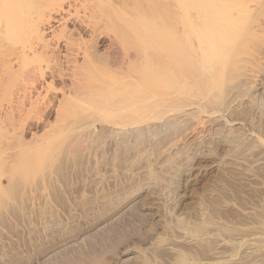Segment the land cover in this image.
<instances>
[{
	"label": "rangeland",
	"instance_id": "374dc122",
	"mask_svg": "<svg viewBox=\"0 0 264 264\" xmlns=\"http://www.w3.org/2000/svg\"><path fill=\"white\" fill-rule=\"evenodd\" d=\"M84 1L61 0L56 6L45 1L44 5L54 7L43 6V10L54 18L51 20L54 23L48 25L51 30L46 32V37L50 36L47 39L52 40L56 34L60 36L63 26L70 32L65 33L67 37L64 38L74 43L68 48L78 43L90 45L88 50L94 52L90 55L99 60L96 63L90 57L95 62L92 70L90 60H85L82 54L78 56L79 65L86 64V68L83 64L82 67L87 69L89 79L83 82L79 77L76 79L79 83L74 79L73 86L70 85L73 77L66 58V40L62 36L51 43L59 49L64 77L62 73L58 78L55 72L56 79L48 75L45 82L38 81L36 88L28 82L12 81V84L5 78L6 87L3 85L4 90H0V108L3 106L0 111V264H264V0L254 3L253 0H221L227 4L207 0L210 3L219 1L215 6L222 11L224 6L225 10L231 8L225 11L233 13L229 15L231 18L247 22L244 27L240 24L241 31L230 34L227 30L231 38L233 35L234 39L237 32L239 37L229 46L231 53L227 58L214 61L216 66L225 60L218 82L210 84L208 81L209 85L205 86L215 66L208 65L211 69L206 63L197 64L195 75L191 76L193 81L189 80L192 82L190 88L195 89L189 94L190 98L173 94L178 103L177 99L170 102L162 95L166 104L161 102L159 106L164 115L148 119L151 110L146 107L145 118L125 128L116 124L120 120L118 116L114 119L118 112L111 115L112 111L107 114L98 108L109 98L103 96V103L90 107V103H80L81 97L89 91H99L104 84L114 87L113 80L120 79L125 72L124 84L132 86L136 79L152 70L143 63L149 57L161 64L169 60L162 45L172 27L181 32L192 28L193 31L189 29V42L197 46L191 48L200 54L205 44H201L197 30L202 35L201 30L210 26H206L204 20L201 22L194 7L185 14L180 7L181 0L174 4L177 7L172 4L178 0L166 2L169 8L176 7V12L187 15L186 18L182 16L184 24L181 15L176 17L179 25L187 27L183 29L179 28L177 20L174 21V15H171L172 21L167 20L171 14L168 10L174 8L169 9L165 0H161L162 3L156 0V4L154 0H110L109 6L105 0ZM101 2L105 4L104 10ZM149 4L155 5L156 10H151ZM95 7L101 10L96 11ZM163 7L168 15L160 9ZM235 11L239 15H235ZM82 14L85 19L89 18L85 24L92 26L81 24L85 22L79 19ZM218 21L220 27L226 26L223 20ZM92 29L96 30L91 32ZM80 37H84L83 43ZM24 40H28L27 37L23 36L21 42ZM21 42L17 43V48ZM111 45L120 50L123 59L138 56V60L133 59L134 63L143 61V65L137 63L134 68L140 70L143 66L142 72L133 67V70L124 71L118 66L108 70L107 64L104 65L108 58L104 56ZM133 52L138 53L137 56ZM32 65L27 68L31 69ZM50 66L53 70V65ZM256 68L260 74L253 71ZM66 72H70L68 76ZM84 75L85 72L82 79ZM98 77L102 79L98 81ZM105 79L109 82H103ZM51 80L56 84L49 92L47 87ZM24 83L33 88L28 86L32 91L26 94L32 99L41 95L43 103L32 108L26 102L22 111L21 101H28L20 87ZM151 86L145 87L146 94L148 91L156 93L151 88L160 90L158 88L163 87L161 83ZM66 87L77 91L75 103L63 97ZM107 95L111 98V94ZM142 95L138 98L144 102L146 97ZM73 104L78 105L77 110Z\"/></svg>",
	"mask_w": 264,
	"mask_h": 264
},
{
	"label": "bare ground",
	"instance_id": "6f19581e",
	"mask_svg": "<svg viewBox=\"0 0 264 264\" xmlns=\"http://www.w3.org/2000/svg\"><path fill=\"white\" fill-rule=\"evenodd\" d=\"M43 1L44 0H0V61H1V66H0V90H4V88L6 87L4 84H6L5 82H8V81H6V79L7 80H9V81H11V82H9V83H12L13 84V82H15V83H18L19 84V82L20 83H22V82H28L27 84H31L30 86H32L33 88L35 87L36 88V85H37V83H39L38 81H41V80H43L44 82H45V80H46V76H48V75H50L51 76V78H53L54 79V77H55V79H56V76H54L55 74V72H57L58 73V78L59 77H62L61 75H62V73L64 72L63 70H62V65H63V63H62V57L59 55V49L56 47L55 48V46H54V44L53 43H51L52 42V40H54V38H57L58 40L62 37V39H65L64 37H67V36H64L65 35V33H70V32H67V30L66 29H63L62 27H60L61 28V31H60V36H58V34H56V35H54L53 37V39L51 40V39H47V37H50V36H47L46 37V32H47V30L48 29H50V27L48 26V25H50L51 23H54V22H52L51 20H54V18H51V14L50 15H48V14H46L45 13V11L43 10L44 8H43V6L45 7V6H48L49 7V5H46L47 4V1H51V3H52V5L53 4H55L54 6H56V3L58 2V1H61V0H45L46 1V4L44 5V3H45V1H44V3H43ZM64 1V0H63ZM84 1V0H83ZM104 1V0H103ZM112 1V0H111ZM159 1V0H158ZM158 1H157V3H158ZM166 1H168V0H165V2ZM171 2H173L172 0H170ZM175 1V0H174ZM201 0H197V2L195 1H193V0H181V5H180V7H181V10L183 11V12H185V14H187L186 12L187 11H190V8H195V9H193V10H195L196 12H198V16H200L201 17V22L204 20V23H205V25L206 24H208L210 27H206V28H203V31L201 30V33H202V35L201 34H199V29L197 30V33H198V38L202 41L201 42V44L204 42V44H205V47H203V49H202V52L199 54V51L196 53V52H194V50L191 48V46H194L195 44H192V45H190L191 44V42H189V29L187 30L186 29V31L184 32V31H182V32H184V33H182L181 32V29L179 30V29H177V31L172 27V29H170L171 31H169V36H168V39H166V41H164L163 42V45H162V47L165 49V50H167L166 52H167V55H168V57H169V60H167L166 62H164L163 64H161L160 62H155V61H151L150 59V57L149 58H147V60L149 59V61H141V62H135L134 63V60L133 59H137L138 60V56H137V54L138 53H136V56H137V58H135V56H131L130 54V59H123V56L122 55H120L121 53H120V50L119 49H116V48H114L115 47V45H114V47L111 45L108 49H107V51L105 52V54L107 55H105L104 57H105V59H106V57L108 58L107 59V61L105 60L104 62H106V63H104V65L105 64H107V65H105V66H107V68H108V70H110L111 68H116L117 66V68H122L121 70H124V71H130V70H135L136 69V67L134 68V66L138 63H147L146 64V66L148 67V68H151L152 70L150 71V72H147V74L146 75H141V77L142 78H140V80H138L139 78H138V76L136 77V78H138V79H136L137 81L132 85V86H126L124 83V78H125V75L127 74L126 72V74L125 73H123V75L121 76V78L120 79H115V81L113 80V82H112V85H113V83H114V87H112V88H109L108 87V85L107 84H104V86H100V87H102L101 89H100V87H99V91H97L96 89V86L94 87V86H91L92 88L94 87V88H96L95 90L96 91H92V92H90L89 91V93L87 92L86 94H84V97H81V98H83V100L80 102L81 104L82 103H84V104H86L87 103V105H90V107L92 106V105H94V106H96V104L97 105H99V104H101V102L103 103V99H102V97L103 96H105V98H109L107 101V103L105 102L104 104H102V106L101 107H98V108H101L102 110H105V112L107 113V114H109L110 112L109 111H112L111 113V115H114L115 113H113V112H118V114L117 115H115L114 116V119H117V116L119 117L118 118V120L119 121H117L116 122V124L118 125V126H120L121 128H125V127H132L133 125L135 126V124H137V123H139L142 119H144L145 118V114H144V112H145V108L147 107H150V109L148 108L147 110H151L150 112H151V115H149V114H147V117H148V119H150L151 117L153 118H160V116L161 115H164L163 113H162V108H160V106H159V103H161V102H165V101H162V100H164L163 98H162V95H165V97L167 96L168 97V99H169V101L172 99V101L173 100H175V99H177V97H173L172 95L173 94H177V95H179L178 93H180V95H187L188 97H189V94L191 93V91L193 90V88L191 89L190 88V86H192V85H190V83L192 84V82H189V80L191 79V76H194L195 74H194V67H197L198 65H201L202 64V62L203 63H206L207 64V66L208 65H212L213 66V68H214V66L215 65H213L215 62V60H216V62H217V60L218 61H220L222 58L223 59H225V58H227V54L229 53L228 51H229V46L231 45V44H233V42H235V37H239L238 35H236V34H238L239 32H237L236 34H234L235 36H234V39H233V35H232V38L229 36L230 34H232L234 31L236 32V30L238 31L239 29H241V25L240 24H242L243 25V27H244V25H245V22H246V19H245V21H244V24H243V21H242V23L238 20H234L233 18H231L229 15H233V13L232 14H230L228 11H230L229 9H231V8H228L227 7V9L226 10H228L227 11V13L225 12L226 10H225V7L226 6H224V8H223V11H222V9L220 8V7H218V6H215L216 5V3L218 4V2L216 1H214V3H213V1H211L212 3H210L209 1H207V0H202L201 2H200ZM249 1V0H248ZM248 1H245L246 3L248 2ZM254 1L255 0H253L252 2L254 3ZM85 2V1H84ZM98 2V1H97ZM109 2H110V0H105L104 1V3L107 5V6H109L108 4H109ZM152 2H153V0H152ZM151 2V3H152ZM156 2V0H154V3ZM159 2H161V0L159 1ZM179 0L178 1H176V3L174 2L173 4H172V6H176V5H174V4H179ZM243 2V1H242ZM251 2V3H252ZM258 2V1H257ZM43 3V4H42ZM80 3V2H79ZM100 3V2H99ZM102 3V2H101ZM162 3V2H161ZM160 3V4H161ZM167 3V2H166ZM168 3H169V1H168ZM167 3V4H168ZM221 3V0H220V2H219V4ZM250 3V4H251ZM262 3H263V1L261 2V5H262ZM95 4V3H94ZM103 4V3H102ZM105 4H103V5H100V6H102V10H104L103 9V7H105ZM156 4V3H155ZM160 4H158L159 6H160ZM212 4H214V5H212ZM218 4V5H219ZM221 4H227L226 2H222ZM247 4H249V2L247 3ZM247 4H246V6H247ZM58 5H61V4H58ZM68 5V4H67ZM82 5V4H81ZM162 6H165V8L167 7L166 5H163V4H161ZM169 5L170 4H168V8H169ZM253 5H255V4H253ZM252 5V6H253ZM54 6H52V7H54ZM70 6V5H69ZM90 6V5H89ZM95 6H97V4L95 5ZM148 6H150V4L148 5ZM215 6V7H214ZM252 6H250L251 8H252ZM260 6V5H259ZM46 7L45 8V10L46 11H48L47 9H49V8H52V7ZM71 7V6H70ZM75 7H76V5H75ZM74 7V8H75ZM79 7V6H78ZM81 7V6H80ZM79 7V8H80ZM85 6H84V3H83V8H84ZM91 7V6H90ZM94 7V6H93ZM98 7V6H97ZM151 7V6H150ZM158 6L156 5V8H157ZM177 7V6H176ZM176 7H171L170 6V8L171 9H173V10H175V13H177V14H175L174 12H173V10L172 11H169L168 10V12L167 13H170L171 12V14L169 15L170 17L167 19V20H171L170 18H171V15H174L175 17H174V21H176L177 19H176V17L178 18V15L180 16L181 14V12L179 13V12H176V11H178V9L176 10ZM221 7H223V6H221ZM247 7H249V6H247ZM64 8V7H63ZM72 8V7H71ZM78 8V10L79 11H81L80 9ZM87 8V7H86ZM100 8H98V9H100ZM165 8L163 7V8H160L161 10H165ZM169 8V9H170ZM196 8L198 9V10H196ZM220 8V9H219ZM58 9V8H57ZM76 9V11H77V8H75ZM88 9V8H87ZM93 9V8H92ZM94 9H96V11L98 10L96 7L94 8ZM93 9V10H94ZM100 9V10H101ZM151 10H153V11H155L156 9H155V5L153 6V7H151L150 8ZM72 10V9H71ZM110 10V9H109ZM108 10V11H109ZM158 10H159V7H158ZM157 10V11H158ZM163 10V11H164ZM220 10H221V12H220ZM52 11V10H51ZM60 11V10H59ZM67 11V10H66ZM70 11V10H69ZM75 11V10H74ZM166 11L167 10H165V13H166ZM192 11V10H191ZM86 12H88V11H86ZM94 12H95V10H94ZM102 12H104V11H102ZM220 12V13H219ZM50 13V12H49ZM58 13V12H57ZM60 13V12H59ZM69 13V12H68ZM74 13H76V12H74ZM84 13V12H83ZM90 13H92V12H90ZM166 13V14H167ZM173 13V14H172ZM221 13H223V14H221ZM225 13V14H224ZM235 15H239L238 14V12L237 11H235ZM77 14H79V13H76V15ZM185 14L183 13V15H184V17L186 18V16L188 15H186L185 16ZM190 14H191V12H190ZM219 14V15H218ZM69 15H71V14H69ZM80 15V14H79ZM78 15V16H79ZM83 15V14H82ZM82 15H81V17H82ZM94 15V14H93ZM168 15V14H167ZM177 15V16H176ZM183 15H181L180 17L182 18V16ZM192 15V14H191ZM194 15V14H193ZM193 15H192V17H193ZM196 15H197V13H196ZM218 15V16H217ZM224 17H223V16ZM55 16V15H54ZM91 16V15H90ZM107 16V15H106ZM220 16V17H219ZM57 17V16H56ZM62 17V16H61ZM71 17V16H70ZM79 18L81 21H85V20H87V19H89V18H87L86 16V18L87 19H85L84 18V15H83V17L82 18H84L83 20H82V18ZM93 17V16H92ZM230 17V18H229ZM67 18V17H66ZM69 18V17H68ZM184 18V20L186 21V19ZM194 18V17H193ZM192 18V19H193ZM63 19V18H62ZM71 19H72V17H71ZM78 18H76V20H77ZM211 19H213V20H211ZM218 19L221 21V20H223V24L225 23L226 24V26L225 27H220V25H219V21H218ZM67 20V19H66ZM65 19H64V21H66ZM79 20V21H80ZM179 20V19H178ZM177 20V22L176 23H178L179 21ZM55 21H56V19H55ZM58 21V20H57ZM105 21H106V19H105ZM172 21V20H171ZM248 21V20H247ZM78 22V21H77ZM107 22V21H106ZM165 22V21H164ZM184 21H183V18H182V21H181V23L182 24H184L183 23ZM189 22V21H188ZM78 23H80V22H78ZM86 23V21L85 22H83V23H81L82 25L83 24H85ZM87 23H88V21H87ZM173 23V22H172ZM176 23L174 24L175 26H176ZM180 23V22H179ZM179 23H178V25H179ZM180 23V24H181ZM187 23V22H186ZM190 23H191V21H190ZM189 23V24H190ZM197 23H199V22H197ZM247 23V22H246ZM89 25H91L90 23H88ZM88 24H85V25H88ZM107 23H105L104 22V25H103V27H105L106 28V25ZM108 24H110V22L108 23ZM171 24V23H170ZM57 25H58V23H57ZM63 25H65V24H63ZM76 25V24H75ZM84 25V26H85ZM88 25V26H89ZM95 25H96V23H95ZM111 25V24H110ZM178 25H177V27H178ZM187 25H188V23H187ZM191 25H192V23H191ZM201 25H202V27L203 26H205L204 24H202L201 23ZM200 24H199V26H201ZM250 25V24H249ZM263 25V24H262ZM48 26V27H47ZM92 26V25H91ZM180 26L182 27V25H179V28H180ZM196 26V25H195ZM207 26V25H206ZM75 27V26H74ZM73 27V28H74ZM77 27V26H76ZM82 27V26H81ZM95 27H97V26H95ZM102 27V28H103ZM183 27H185V28H187L186 26H183ZM183 27H182V29H183ZM193 27V26H192ZM243 27H242V29H243ZM246 27V26H245ZM56 28H58V27H56ZM78 28V27H77ZM83 28V27H82ZM88 28V27H87ZM184 28V29H185ZM197 28H199V27H197ZM261 28V27H260ZM72 29V28H71ZM90 28H88V30H89ZM109 29V28H108ZM192 29V28H191ZM190 29V30H191ZM201 29V28H200ZM51 30V29H50ZM68 30H70V29H68ZM73 30V29H72ZM79 30V29H78ZM96 29H94V31H95ZM107 30V29H106ZM194 30H195V28H194ZM210 30V31H209ZM227 30H229L231 33L228 35V31ZM233 30V31H232ZM93 31V29L91 30V32ZM93 31V32H94ZM99 31V30H98ZM102 31V30H101ZM108 31V30H107ZM106 31V32H107ZM178 31H179V33H178ZM192 31H193V29H192ZM205 31V32H204ZM227 31V32H226ZM239 31H241V30H239ZM51 32V31H50ZM54 32V31H53ZM78 32V31H77ZM110 32V31H109ZM180 32L182 33V34H180ZM196 32V31H195ZM204 32V33H203ZM208 32H210V33H208ZM261 32V31H260ZM74 33V32H73ZM72 33V34H73ZM80 33V32H79ZM104 33V32H103ZM102 32H101V34H103ZM78 34V33H77ZM82 34V33H81ZM80 34V35H81ZM85 34V33H84ZM94 34H96V32L94 33ZM110 34V33H109ZM104 35V34H103ZM106 35H108V33L106 34ZM106 35H104V36H106ZM191 35V34H190ZM23 36H25V37H27V39L28 40H24L23 42H21V39H22V37ZM70 36H73V35H71L70 34ZM98 36V35H97ZM101 35H99V37H100ZM69 37V36H68ZM94 36H92V38H93ZM103 37V36H102ZM182 37V38H181ZM32 40L31 42H30V39ZM73 38V37H72ZM112 38V37H111ZM110 38V39H111ZM61 39V40H62ZM73 39H75V38H73ZM80 39H81V37H80ZM82 39H84V37L82 38ZM82 39H81V42H82ZM89 39H90V37H89ZM99 39V38H98ZM109 38H108V40H110ZM237 39V38H236ZM66 40V39H65ZM108 40H106V41H108ZM112 40V39H111ZM56 41V40H55ZM66 41H68V40H66ZM65 41V45H64V47L65 46H67V48H68V46H73V40L72 41H70L71 43H69V41H68V43ZM79 41V40H78ZM84 41V40H83ZM89 41V40H88ZM239 41V40H238ZM20 42H21V45H20V47H18L17 48V43H19L20 44ZM26 42V43H25ZM57 42V41H56ZM77 42V41H76ZM85 42V41H84ZM91 42V41H90ZM63 43V42H62ZM73 43V44H72ZM83 43V42H82ZM92 43V42H91ZM236 43V42H235ZM235 43H234V45H235ZM67 44V45H66ZM79 45H76V46H74V48H68V52H67V56H66V58H68V61L70 62V63H68V61H67V63L68 64H70L71 66H70V68H71V73L70 72H68V73H70V76H72L73 78H71L72 80V82H71V84L70 85H72L73 86V80H74V82H77L78 80H81V81H83L84 82V79H85V81L87 80V79H89L88 78V75H87V73H88V71H87V69H86V71L83 69V67H82V64H83V66L86 68V64H84L83 62H82V64H80L79 65V61H78V56H80L81 54L83 55H81V57H84L85 58V60H87V59H89L90 60V63H89V65L91 66H89L90 67V70H92V67H93V65L95 64V62L96 63H98V58L96 57V59H97V61L96 60H94L93 58H94V56L92 57V55H90V53H92V51H90V50H88L89 49V43H88V47H87V45L85 46V44H81V43H78ZM98 44V43H97ZM203 44V45H204ZM84 45V46H83ZM109 45V44H108ZM107 45V46H108ZM233 45V46H234ZM92 46H93V44H92ZM91 46V47H92ZM202 46V45H201ZM112 47V48H111ZM194 47H197V46H194ZM231 47V46H230ZM95 47H93L92 48V50L94 49ZM102 48V47H101ZM196 49V48H195ZM199 50H201L200 48H198ZM119 50V51H118ZM90 51V52H89ZM96 51V50H95ZM102 51V50H101ZM204 51V52H203ZM145 52V51H144ZM94 53V52H93ZM92 53V54H93ZM134 53V52H133ZM134 53V54H135ZM231 53V52H230ZM229 53V54H230ZM62 54V53H61ZM94 55V54H93ZM104 55V54H103ZM146 55V54H145ZM63 56V55H62ZM97 56V55H96ZM127 56V55H126ZM90 57L95 61V62H93L92 61V59H90ZM119 57L121 58V60H119ZM128 57V56H127ZM140 57V56H139ZM147 57V56H146ZM102 58V57H101ZM251 58H254V57H251ZM256 58V57H255ZM258 58H259V55H258ZM65 59V58H64ZM81 59H83V58H81ZM140 59V58H139ZM222 59V60H223ZM35 60V61H34ZM89 60H87V61H89ZM136 60V61H137ZM225 61V60H224ZM224 61H222V62H220L219 64L217 63L216 64V66H215V68L213 69V73H211V74H213L212 76H208L209 78H210V80H208L207 79V81H206V83H205V86L207 85H209L208 84V81H209V83L211 84V83H216V82H218V79L220 78L219 76H221L220 74H223V73H221V68H222V66L225 64L224 63ZM33 62H36L35 64L33 63ZM132 62V63H131ZM53 65V70L51 69L52 67L50 66L51 64ZM72 63V64H71ZM87 63V62H86ZM143 63L141 64V65H143ZM254 63V62H253ZM255 63H257V62H255ZM30 64H33L32 65V67H31V69H29V68H27V67H29V65ZM88 64V63H87ZM103 64V63H102ZM145 64H144V66H145ZM198 64V65H197ZM206 64H205V67H206ZM249 64V63H248ZM104 65H102L103 67H104ZM131 65V66H130ZM250 65V64H249ZM257 65H259V64H257ZM262 64H260V67H262L261 66ZM68 66V65H67ZM97 66V65H96ZM100 66V65H99ZM98 66V67H99ZM138 66H140V65H138ZM145 66V67H146ZM210 66H208V67H210ZM211 66V67H212ZM255 66V65H254ZM51 67V68H50ZM88 67V66H87ZM101 67V66H100ZM133 67V69H131ZM143 67V66H142ZM142 67H140V70H141V72H142ZM200 67V66H199ZM203 67V66H202ZM202 67H201V69H202ZM210 67V68H211ZM259 66H258V68H260ZM64 68V67H63ZM65 68H68V67H65ZM97 68V67H96ZM106 67H105V70L107 69ZM209 68V69H210ZM247 68V67H246ZM254 68V67H253ZM258 68H256V70H253V71H257V69ZM27 69V70H26ZM143 69H145V68H143ZM196 69V68H195ZM199 68H197L196 69V71H199L198 70ZM200 69V70H201ZM208 69V68H207ZM208 69V70H209ZM212 69V68H211ZM223 69V68H222ZM48 70L50 71L49 73H47L48 72ZM112 70V69H111ZM138 70V72H140V70L139 69H136V71ZM62 71V72H61ZM68 71V70H67ZM96 71V69L94 68V72ZM99 71V70H98ZM97 71V72H98ZM100 71H101V69H100ZM107 71V70H106ZM210 71V70H209ZM212 71V70H211ZM84 72H85V74L86 75H84V77H83V79L81 78V76L84 74ZM103 72H104V70H103ZM115 72H117V71H115ZM123 72V71H122ZM133 72V71H132ZM208 72V71H207ZM251 72H252V70H251ZM67 72H66V75L68 74ZM93 73V72H92ZM100 73V72H99ZM108 73V72H107ZM118 73H120V72H118ZM197 73V72H196ZM257 73H259V71H257ZM95 74H97V73H95ZM102 73H100V75H101ZM134 74V73H133ZM194 74V75H193ZM208 74H210L209 72H208ZM252 74V73H251ZM255 74H256V72H255ZM260 74V73H259ZM60 75V76H59ZM100 75H98V76H100ZM103 75V74H102ZM119 76H120V74H118ZM135 75H137V74H135ZM245 75H247V73L245 74ZM254 75V74H253ZM65 76V73H63V77ZM68 76V75H67ZM87 76V77H86ZM93 76V75H92ZM91 76V77H92ZM104 76H106L105 74H104ZM104 76H102V78L104 77ZM252 76V75H251ZM250 75H249V77L250 78H252V77H254V76H252L251 77ZM80 77V79H78L77 81H76V79L77 78H79ZM96 77V76H95ZM127 77V76H126ZM129 77V76H128ZM133 77V76H132ZM246 77H248V75L246 76ZM257 77V76H256ZM6 78V79H5ZM50 78V77H49ZM87 78V79H86ZM97 78V77H96ZM100 78L101 77H98V81H100ZM101 78V79H102ZM106 78V77H105ZM130 78V77H129ZM193 78V77H192ZM205 78H207V77H205ZM222 78V77H221ZM134 79H135V76H134ZM17 80H19L18 82H17ZM106 80L107 79H105L103 82H106ZM192 80V79H191ZM205 80V79H204ZM223 80V79H222ZM222 80H220V81H222ZM13 81V82H12ZM22 81V82H21ZM63 81V80H62ZM81 81H80V83H81ZM108 82H109V80H107ZM135 80H133L132 82H134ZM193 81V80H192ZM30 82V83H29ZM54 82H55V80H54ZM54 82L51 80V82H49L48 83V87H47V84H46V87H47V89H49V92H50V88L52 87L53 88V85H55L54 84ZM82 82V83H83ZM53 83V84H52ZM63 83V82H62ZM61 83V84H62ZM69 83H70V81H69ZM77 83H79V82H77ZM77 83H75V84H77ZM159 83H161L162 84V89H161V87L160 88H158V89H160V90H155L154 88H151L152 89V91L154 90V91H156V93H149V91L147 92V94L144 92V89H146L147 87H148V85H152L151 87H153L154 86V84H158L159 85ZM27 84H21L20 85V87H21V89H23L24 91H22V92H25V95H24V98L25 97H27L26 99H28V101L26 100L25 102H23V101H21V109L20 110H22L23 111V109H22V106H23V104L24 103H26L27 102V104H29V106L30 107H32V108H34L36 105H38V104H41V103H43V101L42 100H40V96H39V94H37V96L38 97H36V98H33L32 99V96H30V95H28V93L26 94V92L28 91V90H30L29 89V85H27ZM74 84V85H75ZM87 84V83H86ZM85 84V85H86ZM5 87H4V86ZM17 85V84H16ZM39 85V84H38ZM42 85L44 86V84L42 83ZM42 85L40 86V87H42ZM102 85H103V83H102ZM107 85V87H105ZM9 86V85H8ZM29 86V87H28ZM77 86H78V84H77ZM83 86V85H82ZM88 86V85H87ZM120 86V87H119ZM147 86V87H146ZM39 87V88H40ZM46 87H43V89L44 88H46ZM67 87H68V85H67ZM66 87V89L67 90H65L64 92H63V97L65 98V99H67V101H70L71 102V104H72V102L73 103H75L77 100H78V98H77V93H75V92H77V91H75V89L73 90V88H72V90L70 89V87L69 88H67ZM103 87L105 88V89H103ZM116 87V88H115ZM117 87H119V88H117ZM146 87V88H145ZM150 87V86H149ZM149 87L147 88V89H149ZM154 87H156V86H154ZM14 88V87H13ZM31 88V87H30ZM33 88H31L32 90H33ZM51 88V89H52ZM60 88V87H59ZM62 88V87H61ZM60 88V90L59 91H61L62 89ZM86 88V87H85ZM195 88V87H194ZM18 89V91H20L21 89L20 88H17ZM20 89V90H19ZM55 89V88H54ZM76 89H78V88H76ZM82 89L84 90V88L82 87ZM103 89V90H102ZM10 89L8 88V90L7 91H9ZM32 90H30V91H32ZM37 90V89H36ZM53 90V89H52ZM81 90V89H80ZM79 90V91H80ZM91 90V89H90ZM195 90V89H194ZM193 90V91H194ZM11 91H12V89H11ZM17 91V92H18ZM41 90H39V92H40ZM4 92V91H3ZM37 92V91H36ZM36 92H35V94H36ZM38 92V93H39ZM83 92L84 91H81L80 93L83 95ZM85 92H86V89H85ZM16 93V92H15ZM48 93V92H47ZM62 93V92H61ZM79 93V92H78ZM193 93V92H192ZM196 93V92H195ZM195 93H193V95L195 94ZM17 94H20V93H17ZM32 94V93H31ZM107 94H111V98H110V96H108ZM140 94H143L142 96H144V97H146V103L149 105V106H145L144 105V102H143V100L141 101L138 97L140 96ZM3 95H4V93H3ZM12 95H14L13 93H12ZM28 95V96H27ZM80 95V94H79ZM139 95V96H138ZM174 95V96H175ZM176 95V96H177ZM191 95V94H190ZM17 96V95H16ZM36 96V95H35ZM43 96H45V94H43ZM81 96V95H80ZM107 96V97H106ZM52 97H54V96H52ZM141 97V96H140ZM148 97V98H147ZM166 97V98H167ZM180 97V96H179ZM183 98H186V97H184V96H182ZM17 98V97H16ZM63 98V99H64ZM74 100H73V99ZM162 98V99H161ZM173 98H175V99H173ZM182 98V99H183ZM190 98V97H189ZM42 99H43V97H42ZM47 99V98H46ZM60 99V98H59ZM62 99V98H61ZM60 99V100H61ZM80 99V98H79ZM186 99H188V98H186ZM48 100V99H47ZM102 100V101H101ZM167 100V99H166ZM179 100H180V98H179ZM184 100V99H183ZM189 100V99H188ZM218 100V99H217ZM80 101V100H79ZM78 101V102H79ZM172 101H170V102H172ZM186 101V100H185ZM11 102H13V101H11ZM49 102V101H48ZM140 102H142V103H140ZM168 102V101H167ZM176 102H178V99L176 100ZM175 102V103H176ZM183 102V101H182ZM187 102V101H186ZM217 102H219V101H217ZM19 104H20V102H18ZM18 103H15V104H18ZM54 103V102H53ZM90 103V104H89ZM145 103V104H146ZM179 103V102H178ZM177 103V104H178ZM189 103V102H188ZM60 104H62V103H60ZM70 104V105H71ZM163 105V108H165L166 106L164 105V103H162ZM165 104H166V102H165ZM168 104H169V102H168ZM176 104V105H177ZM180 104H181V102H180ZM44 105V104H43ZM53 105V104H52ZM59 105V104H58ZM57 105V106H58ZM69 105V106H70ZM74 105V104H73ZM76 105V104H75ZM74 105V106H75ZM86 105V106H87ZM181 105H183V104H181ZM29 106H28V108H29ZM65 106V109L67 110V108H66V105H64ZM73 106V107H74ZM80 106H82V105H80ZM165 106V107H164ZM172 106H174V105H171L170 107H172ZM3 106H1V108H2ZM24 107H26V106H24ZM37 107V106H36ZM46 107V106H45ZM59 107V106H58ZM57 107V108H58ZM61 107H62V105H61ZM72 107V106H71ZM97 107V106H96ZM95 107V108H96ZM158 107H159V109H158ZM168 107V106H167ZM176 107V106H175ZM174 107V108H175ZM0 108V111L2 110ZM14 108V107H13ZM20 108V107H19ZM38 108H41L40 107V105H39V107ZM57 108L56 109H54V110H57ZM80 108V107H79ZM152 108V109H151ZM6 110H7V107L5 108ZM16 109H18V107L16 108ZM31 109V108H30ZM43 109H45L44 107H43ZM46 109H47V107H46ZM59 109V108H58ZM73 109V108H72ZM72 109H70V112H71V110ZM75 109V108H74ZM78 109V105H76V110ZM97 109V108H96ZM166 109V108H165ZM164 109V110H165ZM177 109V108H176ZM25 110V109H24ZM28 109H26V111H27ZM53 110V111H54ZM59 110H61V108L59 109ZM75 110V111H76ZM81 110H84V109H82L81 108ZM98 110V109H97ZM25 111V112H26ZM30 111V110H29ZM51 111V110H50ZM99 111H100V109H99ZM108 111V112H107ZM174 111V110H173ZM11 112V111H10ZM28 112V111H27ZM36 112H37V110H36ZM57 112V111H56ZM73 112V111H72ZM77 112V111H76ZM76 112L74 113V114H76ZM101 112V111H100ZM44 113V112H43ZM48 113V112H47ZM59 113V112H58ZM67 113V112H66ZM164 113H166V112H164ZM3 114V113H2ZM5 114V113H4ZM3 114V115H4ZM72 114V113H71ZM70 114V115H71ZM8 115V114H7ZM6 115V116H7ZM12 115V114H11ZM14 115V114H13ZM12 115V116H13ZM58 115V114H57ZM69 115V114H68ZM1 116V115H0ZM9 116V115H8ZM19 116H23V114L22 115H20L19 114ZM17 117V116H16ZM70 117V116H69ZM112 117V116H111ZM116 117V118H115ZM2 118H4L3 116H2ZM1 118V119H2ZM7 118V117H6ZM12 118V117H11ZM151 118V119H152ZM162 118V117H161ZM17 119H18V117H17ZM113 119V118H112ZM165 119V118H164ZM7 120H10V117L9 118H7ZM12 120V119H11ZM161 120V119H160ZM157 121H159V120H157ZM8 122V121H7ZM12 122H14V121H12ZM107 122V121H106ZM110 122V121H109ZM115 122V120H113V123ZM1 123V122H0ZM4 123V122H3ZM17 123H20V120H19V122H17ZM9 124V123H8ZM12 124V123H11ZM112 124V123H111ZM3 125H5V124H3ZM2 125V127H4ZM20 125V124H19ZM14 127V123H13V125H11V127ZM23 125H21V127H22ZM1 127V128H2ZM9 127V126H8ZM15 127L17 128L18 126H16V124H15ZM21 129V128H20ZM105 129H106V127H105ZM104 130V129H103ZM9 131H10V129H9ZM106 131V130H105ZM108 131V130H107ZM19 132V131H18ZM28 132V131H27ZM104 132V131H103ZM23 133V132H22ZM26 135V134H25ZM24 139V138H23ZM22 140V139H21ZM21 142V141H20ZM9 154V153H8Z\"/></svg>",
	"mask_w": 264,
	"mask_h": 264
}]
</instances>
